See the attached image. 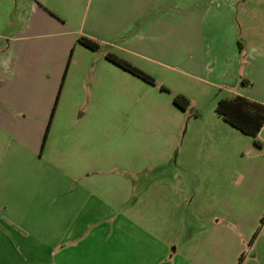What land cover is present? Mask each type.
I'll return each mask as SVG.
<instances>
[{"label":"crops","instance_id":"crops-1","mask_svg":"<svg viewBox=\"0 0 264 264\" xmlns=\"http://www.w3.org/2000/svg\"><path fill=\"white\" fill-rule=\"evenodd\" d=\"M205 1L199 0L188 12L189 1L177 0L176 9L185 5L180 12L165 8L152 19V5L173 0H0V163L8 156H21L43 160L54 170L64 165L66 171H29L9 180L21 189L13 203L5 192L0 194V220L5 219L0 222V264H237L242 253H247L242 264H264V224L249 243L264 214V125L255 138V155L241 163L239 171L234 159L223 174L230 182L229 192L207 206L206 230L190 232L182 216L173 226L171 217L174 231H168V224L161 237L148 223L136 222L126 213L134 212L138 203L131 180L123 174L114 178L126 185V193L116 188L113 203L89 187L92 156L90 142L84 140L91 138V126L81 119L93 109L108 117L106 87L121 86L125 79V70L105 57L107 51L121 50L153 62L141 49L152 53L154 36L162 45L169 40L162 53L168 52L167 61L173 63L165 64L179 67L203 91L236 88L238 83L243 89L264 79L262 9L254 18L248 15L245 27L250 24L251 33L246 32L247 43L242 45L232 3L222 8L219 0L215 6ZM197 16L199 30L190 40L188 21ZM79 36L98 41L100 48L83 46ZM195 48L212 57L209 63L190 55ZM248 98L264 103L255 95ZM221 119L215 116L201 132L211 147L236 146L238 130ZM139 139L132 137L129 145H139ZM211 170L207 178L214 182L218 177ZM39 184L67 188L47 200L44 191L36 194ZM176 195L178 208L185 197ZM172 198L165 196L169 206ZM183 235L182 244L196 247H173Z\"/></svg>","mask_w":264,"mask_h":264},{"label":"rangeland","instance_id":"rangeland-1","mask_svg":"<svg viewBox=\"0 0 264 264\" xmlns=\"http://www.w3.org/2000/svg\"><path fill=\"white\" fill-rule=\"evenodd\" d=\"M176 1L173 0L172 4L160 2L152 5V11L154 9L156 12H152V19L153 14L160 15L165 8L169 9L171 7V10L180 12L185 5L176 9L174 7ZM188 1L189 5L186 6V10L190 12L195 9V5L199 0ZM207 1L213 3L211 5L214 6L215 3L220 1L222 8L228 1L232 3L235 9L234 19L238 34L237 40L242 45L245 42L247 43L246 32L251 33V30L249 31L250 24L248 28L245 27L248 15L254 18V15L259 14L261 9L264 12V0ZM208 3L204 4L208 6ZM196 14H199V12L194 13V15ZM223 14H225L224 11H222L221 16ZM198 20L199 16L191 17L188 21L190 40L195 37L199 30ZM252 25L256 26L255 30H258L257 23ZM263 30L264 25L259 31L262 32ZM176 31L174 30L173 33ZM252 40L256 42L254 38ZM166 41L168 45L169 40ZM164 44L162 45L161 40L152 36V53L141 49L142 53L155 59L153 62L121 50H109L126 59L132 65H137L136 67L139 69L146 70L145 72L155 79V83H147L134 75H128L129 73L124 71L122 75L125 79L121 86L115 87L110 84L106 87L107 105L104 107L109 111V116L100 115L99 111L93 109L92 112L88 111L85 117L81 119L87 121V125L91 126L89 133L91 138L84 140L87 142H85L86 144L90 142L91 147L87 145V149L90 148L92 156L89 165L91 170L90 189L113 203L111 194L116 192V188L122 189L124 194L126 193V185L124 183L118 185L114 175L123 174L128 177L133 185V192L138 206L136 205L137 208L134 212L126 213L139 224L145 225V223H148L149 229L151 231L153 229L161 237H165L166 225L168 224V231H174L170 229L172 228L171 217L173 226L176 221H180L178 217L182 216L185 218L183 221H186L190 232H195V229L199 231L206 230V222L209 218V214L205 212L207 206L217 204L229 192L230 182L223 174H228V167L233 164L234 159L235 162H238L239 171L240 164L255 155V149L257 151L253 138L243 135L240 131H236L240 136L236 140V146L227 147L228 144H222L218 149L208 144V140L205 139V135L201 131L212 121V118L217 116L215 113L217 100L233 97L236 93L247 95V97L255 95L264 99V79H259L255 82L256 84L243 89L241 84L238 83L237 89L228 87L227 89L218 90L212 87V91L209 89L203 91V86L195 82L192 83L191 79L187 78L179 67L175 68L165 64L173 62L167 61L165 55L168 52L166 54L165 52L162 53ZM154 46H156V49ZM200 51L199 48H195L190 55L197 58L202 64L209 63L208 60L212 57H208ZM176 54L178 55L177 49ZM253 54L252 58L255 57ZM81 85L84 88L83 84ZM161 86L167 88L168 91L162 90ZM92 88L95 89L96 85H93ZM178 93L188 94L186 96L190 99V105L185 110H181L173 104V97ZM94 104L95 101L91 100V105ZM198 113H202L203 116L196 118L194 115ZM220 122L225 124L223 121ZM262 135L264 137V131ZM132 137L135 139L136 137L140 138L139 145H129ZM6 151L4 150V152ZM261 151H264V148ZM51 167L43 160L34 159L33 161L21 156H8V160L0 163V185L2 183H4V186L6 185L5 189H0V194L2 191L5 192L8 197L7 200L13 203L16 191H19L21 187L15 186L14 181H9L10 179L29 171L38 174L53 171L54 173L60 172V174L66 172L64 165H56L55 168L63 167L56 170ZM212 168L216 171L214 172L216 178L218 177L214 182L207 178ZM35 188H37L36 194L40 196L44 191L43 194H46L48 196L47 200H50L60 192L66 191L67 187L55 185V188H50L49 185L39 184ZM78 189L77 187V192ZM176 192L182 195L181 198L185 197V200L181 202L182 205L178 208L175 207L177 204L176 198L180 197L176 195ZM168 194L173 197L171 205L173 208L165 202V196ZM39 200L43 202L45 199ZM39 200L36 202H39ZM56 201H59V199H56ZM4 220V218H1L0 222ZM152 222H154V226H152ZM16 231L22 232L19 229ZM184 239L183 235V238L178 239L177 243L172 244V246L175 247L176 245L179 249L196 247L195 243L192 245L182 244ZM193 241L195 242V240ZM196 241L199 242L200 239ZM245 248L247 249L248 246L245 245ZM246 254L244 255L246 256Z\"/></svg>","mask_w":264,"mask_h":264},{"label":"trees","instance_id":"trees-1","mask_svg":"<svg viewBox=\"0 0 264 264\" xmlns=\"http://www.w3.org/2000/svg\"><path fill=\"white\" fill-rule=\"evenodd\" d=\"M78 42L83 46L91 49L98 50L101 44L87 36H79ZM105 57L117 65L118 67L128 71L134 76L144 80L147 83L154 84L155 79L146 73L145 71L139 69L138 67L132 65L129 61L123 59L115 53L107 51ZM162 90L168 91L167 88L161 86ZM173 103L178 108L185 110L190 105V99L181 93L176 94L173 97ZM215 112L220 116L226 123L236 128L242 134L252 137L255 145H259V142L255 139L262 126L264 125V103L249 99L243 95H234L230 98H220L217 100L215 105ZM47 125V129H48ZM47 129L45 136L47 134ZM45 139V137H44ZM264 224V214L262 215L259 226L253 233L249 243L251 244L257 236L259 229ZM245 258L244 253L238 257L237 264H242Z\"/></svg>","mask_w":264,"mask_h":264}]
</instances>
